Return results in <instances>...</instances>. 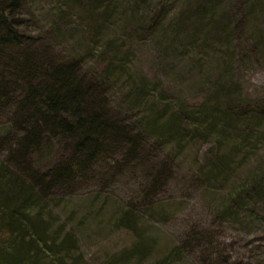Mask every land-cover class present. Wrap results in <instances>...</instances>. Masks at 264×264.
<instances>
[{
	"label": "rangeland",
	"instance_id": "1",
	"mask_svg": "<svg viewBox=\"0 0 264 264\" xmlns=\"http://www.w3.org/2000/svg\"><path fill=\"white\" fill-rule=\"evenodd\" d=\"M104 1L91 9L87 0H27L21 11L26 44L44 61L81 59L84 72L110 85L121 117L137 113L140 120L150 109L159 117L182 112L196 131L182 140L146 128L141 157L152 159L128 164L119 148L110 149L66 194L60 190L40 201L35 211L43 212L50 231L40 247L41 264H214L215 252L234 264H264V211L246 206L226 213L221 206L264 171V120L252 122L251 130L210 127L204 113L222 112L221 103L232 99L264 101V37L244 22L239 28L236 19L228 33L201 30L186 16L195 0ZM226 3L238 6L237 0ZM156 13L161 23L151 28ZM138 86L146 88L143 96ZM223 88L228 97L220 102ZM8 117H0V139L11 130ZM164 162L171 176L148 211L142 191ZM129 208L138 210L137 226L121 221ZM196 233L215 242L199 247L189 238ZM68 234L72 245H51ZM138 243H144L139 251Z\"/></svg>",
	"mask_w": 264,
	"mask_h": 264
},
{
	"label": "trees",
	"instance_id": "2",
	"mask_svg": "<svg viewBox=\"0 0 264 264\" xmlns=\"http://www.w3.org/2000/svg\"><path fill=\"white\" fill-rule=\"evenodd\" d=\"M226 1L195 0L186 16L195 18L198 27L208 29V33H228V27L236 19L239 28L244 22L264 37V0H237L236 9ZM26 2L0 0V117L9 115L11 129L0 139V151L8 146L0 162V264H41L40 247L48 244L49 230L43 212L35 211L37 206L60 190L66 194L81 178L92 173V167L110 149L119 148L124 163L142 162L152 159L141 157L146 128H158L165 137L182 136V140L196 131L186 126V114L182 112L159 117L155 110L140 108L143 113L140 120L137 113L135 117L132 114L121 117L115 111L110 85L94 77L91 71L84 72L81 59L39 58L38 50L35 52L32 45L26 44L22 30L26 21L21 11ZM101 2L105 1L87 0L86 8L94 9ZM222 10L225 13L219 17ZM180 18L183 25L187 18ZM160 20L161 14L156 13L151 28H156ZM46 53L49 54L48 49ZM142 90L146 88H136L140 94ZM218 92L220 102L228 97L224 88ZM221 105L222 112H204L206 121L211 123L206 125L219 127L224 123L222 126L228 124L227 128L238 125L251 130L252 122L264 120V101L249 104L232 99ZM197 123L196 127L201 128ZM171 170L164 162L161 169L155 170L156 174L151 173L152 182L142 191V206H150L148 211L160 202L159 194L167 185ZM239 188L238 197L230 195L222 203L226 213H241L246 206L264 211V171ZM136 211L125 210L121 221L137 226ZM72 236L68 234L59 244L53 240L51 245L59 248L67 243L72 245ZM190 236L199 247L215 242L203 233ZM142 244L138 243L136 250L142 249ZM215 254L218 256L214 264H234L227 255Z\"/></svg>",
	"mask_w": 264,
	"mask_h": 264
}]
</instances>
